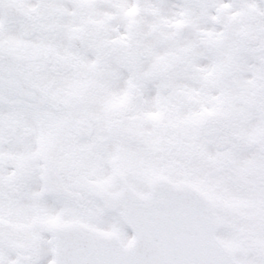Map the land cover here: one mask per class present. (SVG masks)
Returning a JSON list of instances; mask_svg holds the SVG:
<instances>
[{
	"label": "snow or ice",
	"instance_id": "6c2138e0",
	"mask_svg": "<svg viewBox=\"0 0 264 264\" xmlns=\"http://www.w3.org/2000/svg\"><path fill=\"white\" fill-rule=\"evenodd\" d=\"M0 264H264V0H0Z\"/></svg>",
	"mask_w": 264,
	"mask_h": 264
}]
</instances>
